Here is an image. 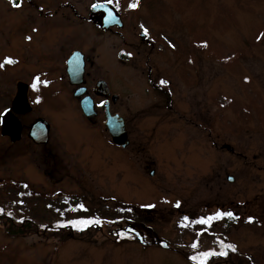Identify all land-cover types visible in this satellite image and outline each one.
Listing matches in <instances>:
<instances>
[{
	"label": "rangeland",
	"instance_id": "1",
	"mask_svg": "<svg viewBox=\"0 0 264 264\" xmlns=\"http://www.w3.org/2000/svg\"><path fill=\"white\" fill-rule=\"evenodd\" d=\"M16 1L0 0V114L19 80L35 105L17 142L0 131V264H214L200 253L227 244L264 264V0H111L123 25L106 31L88 15L108 0ZM72 48L106 59L127 148L81 116ZM149 71L169 81L172 111L155 107ZM38 116L46 146L28 136ZM230 202L235 217H215ZM10 216L51 230L10 234ZM89 219L85 239L69 221Z\"/></svg>",
	"mask_w": 264,
	"mask_h": 264
},
{
	"label": "water",
	"instance_id": "2",
	"mask_svg": "<svg viewBox=\"0 0 264 264\" xmlns=\"http://www.w3.org/2000/svg\"><path fill=\"white\" fill-rule=\"evenodd\" d=\"M93 5H98L93 7ZM90 13L97 15L99 19V26L105 30H109L110 27L116 26L120 28L123 25L122 18L117 12L116 8L112 6L111 3L106 1H97L90 6ZM67 74H69L70 82L74 84H79L82 80V53L79 51H73L72 54L68 57L67 60ZM98 87L104 86L102 81H99ZM19 90L12 101L11 109H6L1 116L2 122V134L9 136L11 141H17L21 137L22 126L21 122L15 113H27L29 111L30 105L28 103V98L26 97L27 87L24 83H19ZM82 89L75 92V95H80ZM104 94L108 95V92L105 91ZM117 97L116 94L113 95V99ZM80 106L89 119L90 122H93L95 119L93 105L88 97H84L80 100ZM104 116L106 117L105 126L108 128L109 136L111 140L116 145L125 148L129 143L128 136L126 134L125 125L123 118L117 113L111 114L108 109L107 103L103 105ZM49 125L43 118H38V120L29 126L28 135L36 143H45L48 140ZM229 182H233L234 178L232 176L227 177Z\"/></svg>",
	"mask_w": 264,
	"mask_h": 264
},
{
	"label": "flooded vegetation",
	"instance_id": "3",
	"mask_svg": "<svg viewBox=\"0 0 264 264\" xmlns=\"http://www.w3.org/2000/svg\"><path fill=\"white\" fill-rule=\"evenodd\" d=\"M99 15H100V13H98L97 15L89 14L88 18L92 19V22H93L94 26L96 25L98 29L106 31L105 29H103V28H101L99 26V19H98ZM143 36H144V33H141L140 37L142 38ZM49 42L53 45V48L51 49V51H53L54 49H56V47H58L57 45L59 44V42H58V32L57 31H54V33H53L51 39L49 40ZM73 51L81 52V50H79V49L77 50V49L72 48V49H70L67 52V56L65 58V62H64L65 69L64 70H65V74L67 75L66 76L67 83H68V85L74 87V88H70V89L68 88L69 94L73 98L74 103H76V105L78 106V109L80 111L81 116L84 117L85 121H87L90 126H98L99 123H101L102 126H104V128L108 132V128H107V126H105L106 117L104 116V110H103L104 103H107L109 112L111 114H113V113H117L118 115H120V114L116 110L113 109L114 108L113 106L116 105V103L118 102L119 96H118V94L110 91L111 89L109 87V83H107L106 75L109 74V72H108V69H107L106 59L103 60L102 57H101L99 62H97L98 59H93V58H91V56H86L83 52H81L82 53V63H83L82 80H81V82H79V84H74V83L70 82L69 74H67V67H68L67 60H68V57L72 54ZM52 62L54 63V60ZM95 65L97 66V70H99V73H100L98 75L95 74V73H92V68ZM87 67H88V70H87ZM89 69H91V70H89ZM26 74H28V73H26ZM147 75H148L147 81L149 82V85H150V91L153 92V93H156L158 95V98L160 99L159 100L160 103H156L155 107L160 108V109L164 108L166 111H167V109H170L171 107H173V104L171 102V92L172 91H171L170 86H169L170 85L169 81L165 80V81H167V83H165V84H161V81L163 79H161L160 81L157 80L155 82L154 81L152 82V81H150V71L148 72ZM99 81H102L104 83V86L98 87L97 83ZM19 83H24L26 85V87H27L26 97L28 98V103H29L30 108H31L27 112L30 113L33 110V106L35 105V102L31 101L30 98H29L30 87H29V84L27 83V81H26V83L23 82V81H20V80L17 82V85H16L17 91H16L14 97L16 96V94H17V92L19 90V87H18ZM80 88L82 89V92L80 93V95L79 96L75 95V92L80 90ZM105 91L108 92V95L104 94ZM114 94L117 95V97L115 99H113V95ZM14 97H13V100H14ZM84 97H88L90 99V101L92 102V105H93V111H94V116H95L94 119L95 120L92 123L85 116V114H84V112L82 110V107L80 106V100L82 98H84ZM12 101H11L10 106L5 107V109L2 111V113L0 114V119H1V116L5 112L6 109H11ZM37 101H40V100H37ZM101 101H103L104 103H101ZM128 108H129V106H126V109H128ZM170 111H172V110L170 109ZM25 114H27V113H17V112L15 113V115L18 117V119H19V115H25ZM120 116H122V115H120ZM38 118H42V117L38 116ZM38 118H34L30 122L29 126L31 127V125L33 123H35L38 120ZM122 118L124 120L125 130H126V134L128 136V130H129L128 129V125H126L125 117L122 116ZM43 119L46 120L45 118H43ZM19 120L21 122L22 133H23V124H22L21 119H19ZM46 122L49 125L48 129H49V132H50V122H48L47 120H46ZM0 125H1V128H2L1 120H0ZM0 131H1V129H0ZM49 132H48V139H47L48 141L47 142L38 144V143H36V141H34L31 138L32 143L35 146H39V145L46 146L49 143V141H50L49 140ZM22 133H21V136H22ZM1 134H2V131H1ZM5 137H7V136H5ZM8 138H9V136H8ZM128 139H129V136H128ZM110 140H111V138H110ZM12 142L14 143V142H17V141H12ZM110 142L114 146L116 145L115 143L112 142V140ZM129 143H130V140H129ZM129 143L125 146V148H127ZM117 147H119V146H117ZM153 173H154V170H151L150 171V176L151 177L153 176ZM232 204H234V203L230 202V204H229L230 211H227V212H231L233 215H232L231 218L229 216H226V218L228 220L229 219H233L235 217V215H236L235 208L233 207Z\"/></svg>",
	"mask_w": 264,
	"mask_h": 264
},
{
	"label": "trees",
	"instance_id": "4",
	"mask_svg": "<svg viewBox=\"0 0 264 264\" xmlns=\"http://www.w3.org/2000/svg\"><path fill=\"white\" fill-rule=\"evenodd\" d=\"M14 1L17 2L16 0ZM5 222H6V230L10 234L16 233V234L22 235L24 233L37 231L41 233V235H43L45 232L47 233V231L49 232L51 230V228H48V227H43L42 229H40L38 226H36L35 224H33V222L29 220H25V219L18 220L11 216L5 217ZM95 228L96 226H94L93 223H89L83 227L78 226L76 228L77 229L76 233L80 235L81 237H86V235L90 236V235H93ZM87 237L85 239H87ZM220 253H225V254L221 255ZM214 254H217V255L213 259L210 258L209 256L206 257L209 263L213 262L215 264L217 262V264H248L240 257L239 253L235 252V250H233L232 248H229L228 244L218 247Z\"/></svg>",
	"mask_w": 264,
	"mask_h": 264
},
{
	"label": "snow or ice",
	"instance_id": "5",
	"mask_svg": "<svg viewBox=\"0 0 264 264\" xmlns=\"http://www.w3.org/2000/svg\"><path fill=\"white\" fill-rule=\"evenodd\" d=\"M108 2L110 3L111 2V0H108ZM98 5H93V7H97ZM136 5L135 4H130V7H135ZM142 28H143V26H141ZM143 32H144V35H147V29H144L143 30ZM259 38V37H258ZM5 61L6 62H12L11 61V59L10 58H5ZM0 66H2V65H0ZM247 79V78H246ZM46 83V82H45ZM165 83H167V81H161V84H165ZM36 86V84H35V82H34V84H33V87H35ZM101 103H104L103 101H101ZM80 207H82V206H80ZM147 207H151V205H147ZM220 215H227V216H229L230 218L232 217V213L231 212H227V213H220V212H217L216 214H215V217H219ZM186 219V218H185ZM248 219H249V221H251L252 220V217H248ZM93 222H95V223H99L100 221L99 220H96V221H93V220H91V219H89V220H80V221H76V222H73V221H69V223H74V224H76V225H78V226H81V227H83V226H86L87 224H89V223H93ZM203 222V221H202ZM193 247H195V244L193 245ZM228 247L229 248H232L233 250H235L234 249V246H232V245H228ZM211 254H213V253H211V252H202V253H200V256L201 257H207L208 255H211ZM221 255H223V254H225V253H220ZM192 259L193 260H196L197 259V257H195V256H193L192 257ZM201 264H203V261H201Z\"/></svg>",
	"mask_w": 264,
	"mask_h": 264
}]
</instances>
